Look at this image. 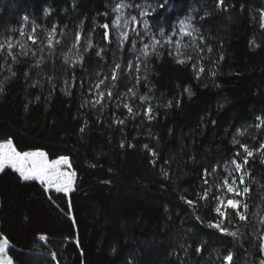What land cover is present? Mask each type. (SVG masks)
Instances as JSON below:
<instances>
[{
    "label": "trees",
    "instance_id": "16d2710c",
    "mask_svg": "<svg viewBox=\"0 0 264 264\" xmlns=\"http://www.w3.org/2000/svg\"><path fill=\"white\" fill-rule=\"evenodd\" d=\"M119 2L0 0V38L5 33L12 35L11 30L19 29L21 23L29 32L36 27L43 38L56 24V38L61 41L51 54L46 44L43 51L41 45L35 46V57H23L13 65L15 78L5 82L9 73L0 71L5 87L0 95V139L11 136L18 151L39 149L49 160L67 156L76 173L73 191L67 196L45 193L42 185L21 180L10 168L0 172V233L9 241L6 255L14 264H56L50 255L53 251L59 264H221L231 250L236 264H259L257 237L264 227L258 222L264 216V166L259 155L250 165L256 183L249 181L252 191L245 201L250 223L237 224L230 217L228 225L247 230L244 239L206 235L211 230L190 219V210L179 194L201 189L205 167L217 166L214 182L229 174L234 166L228 161L237 150L232 144L234 136L257 147L264 139V131L248 127L264 113V29L259 26L264 0H227V10L215 9V0H173L177 10L169 8L158 23L171 31L169 25L177 16H183L189 7L196 9L194 23L205 38V44H200L203 59L190 46L192 38L173 32L182 45H189L182 47L180 58L192 55V61L177 63L169 55L170 50L175 52L173 44L158 57L149 58L146 69L141 68L139 75L146 74L147 80L136 84L123 75L113 89L114 99L105 96L102 105L93 108L89 87L109 75L115 63L126 66L135 55L128 51L130 42L120 49L115 31L110 28V43L102 39L104 30L98 27L105 22L111 25L116 15L112 9ZM46 8L51 9L48 16L44 15ZM205 9L213 14L200 21ZM123 12L127 17L136 14L130 9ZM25 15L28 21L22 20ZM136 27L143 32L141 25ZM76 31L82 34L79 47H73ZM89 39L93 48L85 52ZM98 51L101 56L96 55ZM80 54L85 57L83 70L79 64L72 65ZM41 57L43 62L32 67ZM3 62L0 57V64ZM201 66L205 71L197 78ZM97 73L101 75L97 77ZM133 85L135 98L123 96ZM111 86L109 76L101 91ZM185 88L191 90V97ZM65 89L72 94L66 95ZM141 96L150 99L141 101ZM169 101L173 106L165 107ZM125 103L131 105L135 117L123 107ZM148 105L153 108L152 120L144 115ZM120 120L122 125L116 123ZM244 128H248L245 135H236ZM121 142L134 147L121 148ZM153 159L156 164L151 163ZM161 169L170 173L169 180ZM200 215L205 216L203 207ZM42 233L47 235L46 241L38 239ZM205 240L206 250L197 254L196 245ZM181 245L191 246L188 253Z\"/></svg>",
    "mask_w": 264,
    "mask_h": 264
},
{
    "label": "snow or ice",
    "instance_id": "6c2138e0",
    "mask_svg": "<svg viewBox=\"0 0 264 264\" xmlns=\"http://www.w3.org/2000/svg\"><path fill=\"white\" fill-rule=\"evenodd\" d=\"M215 9L227 10V0H215ZM171 8L172 11H176V5L173 0H144L142 3H136L135 0L131 2H126V0H121V2L116 3L115 7L112 9L113 12L117 13L114 19H111V25L108 22L98 25V27L104 30L103 40H107L111 43L110 28L115 31L116 43L118 48L125 49L126 42H130L132 45L131 49L128 51L134 52L135 55L132 60H128L126 66L117 62L115 63L110 71L109 75L104 76L103 79H98L95 84L89 87L88 91L92 94L93 99L91 101V106L93 108L96 105H102L105 96L108 100L114 99L113 89L117 86V81L122 78L123 75L127 74L130 79H135V83L139 84L141 80H147V75L143 77L139 75L141 68H147V60L153 56H159L161 51L165 48L171 49L173 44H175V52L169 51L170 56L176 57V62L179 64H185L193 60L192 55L184 56L180 58L182 54V47H189V45H182L180 40H176L175 36L172 34L175 32L177 35L192 38V44L190 45L195 52L196 56L203 59L200 53L203 48L200 44H205V38L200 32V27L194 23L196 16L193 15L196 9L189 7L183 16H177L175 20L169 25L171 31L166 29L165 26L160 25L158 21L160 18L168 12ZM123 9H130L135 12V15H129L128 18H124ZM51 14V9H45L44 15L48 16ZM212 11L207 9L204 10L203 15L199 16L200 21H204L206 18L212 16ZM105 16L108 13L104 14ZM23 21H28L29 17L27 15L23 16ZM136 25H141L143 32L139 30ZM202 26V25H201ZM259 26L264 29V10L259 12ZM156 29L153 31V29ZM12 35L4 34L3 38H0V57L3 59V63L0 64V71L7 70L9 76L5 77V82L9 79L15 78L17 72L13 70V65H18L21 58L27 57L29 55L35 57L37 55L35 51V46L41 45L40 50L43 51V45L46 44L49 54H51L55 45L61 43L57 37V25L52 24L51 28L46 31L45 37H41L37 34V28L32 27L31 31H27L21 23L19 29H12ZM130 33L133 35L130 36ZM147 38V42H145ZM82 39V34L76 31L74 34V44L73 47H79ZM199 41V44L197 43ZM30 42V44L28 43ZM141 45L137 47V44ZM207 46V45H206ZM93 48V41L89 39L87 41V47L84 49L85 52L88 49ZM209 52L212 51L210 46H207ZM103 51V50H101ZM101 51L96 52L97 56H101ZM223 59V56L220 57ZM11 63H8V61ZM44 60V57L35 61V65L32 67L39 66ZM85 57L83 54L78 55L77 59L72 61V65L79 64L81 70L84 67ZM67 64L68 61L65 60ZM195 67V64H193ZM205 69L201 66L199 71L196 73L197 78L203 73ZM133 73L135 75L133 76ZM25 77L28 76V72L25 71ZM101 74L97 73V77ZM212 76L216 75V72L211 73ZM110 79L112 81V86L107 88V91H101V86L105 85ZM76 74L73 70L72 81H76ZM51 80L52 78L49 77ZM81 85H83V80H81ZM36 85L34 84L33 87ZM135 85L132 88H128L127 92L123 96L127 97L131 94L132 98H135L136 93L134 91ZM66 95H71L67 89L64 90ZM189 97L193 95L190 89L185 88ZM5 93L4 82H0V95ZM36 99H40L39 96ZM141 101H147L150 99L148 96L139 97ZM82 104L81 107L86 106ZM180 101H176V105L179 106ZM120 105L118 104L117 107ZM172 101H169L165 107H172ZM123 107L128 110L130 116L135 117L137 115L133 112V109L129 103L123 104ZM27 108V105H25ZM144 115L148 120L154 119L153 108L151 105L145 110ZM86 123V122H85ZM118 124H123L124 121H116ZM215 123V121H213ZM249 128L254 127L255 129L264 131V113L257 115L255 117V123L248 126ZM81 133V138H83V133L85 132V127L82 126L79 129ZM248 132V128H244L242 131L238 130L236 135L243 136ZM253 139H256L253 136ZM232 144L237 146V150L233 153L230 161L232 166H234L227 176H224L219 182H214L217 178V166H212L211 169L205 167L202 172V183L201 189L195 193H186L181 191L179 194V199L187 205L190 210V219H193L199 224L204 225L207 229L211 230L206 235L215 236L219 234L221 236L229 237L235 240L244 239L249 234L247 230L241 231L239 227H229L228 225L232 223L233 218L237 224H248L250 223L249 204L246 199L250 196L252 187L249 181L256 183V180L251 175V163L256 159L257 155L260 157V164L264 166V139L258 141L257 146H250L246 142H240L236 137H233ZM134 147V145H125L121 142L120 147ZM148 151L151 152L153 157L157 156V153L150 149L148 145H144ZM191 159V158H190ZM69 163V158L67 156H59L57 159L49 160L48 154L44 151L36 149L34 151H18L14 140L11 136L7 138L0 139V172L5 169L10 168L15 173L19 175V178L23 181L36 180L39 181L43 186L44 192L47 193L50 189H54L56 193H68L73 191V186L75 182L76 173L74 171H64L62 165H67ZM152 164H156V160L151 161ZM95 167V164L90 165ZM69 167H71L69 165ZM111 171V169H110ZM161 174L164 176L165 180L170 179V173L161 169ZM217 193H226L227 195H218ZM191 197V198H190ZM51 200V196H49ZM54 202V201H53ZM205 216L200 215L201 208ZM69 211H71V204H69ZM255 215V214H253ZM259 224L264 226V216L259 217ZM73 223L75 221L73 220ZM195 227V225H194ZM191 231V230H189ZM38 239L40 241H46L48 239L46 234H38ZM8 238L0 233V264H14L11 257L6 255V248L8 246ZM79 247V240L76 241ZM208 241H201L195 247V252L197 254L202 253L207 248ZM191 246L181 245V250L184 253H188ZM257 247L258 253L261 256L259 264H264V227L258 230L257 237ZM52 260H57V253H50ZM16 264H19L17 261ZM221 264H236V254L227 250L226 255L223 256Z\"/></svg>",
    "mask_w": 264,
    "mask_h": 264
},
{
    "label": "rangeland",
    "instance_id": "374dc122",
    "mask_svg": "<svg viewBox=\"0 0 264 264\" xmlns=\"http://www.w3.org/2000/svg\"><path fill=\"white\" fill-rule=\"evenodd\" d=\"M123 10H124V9H123ZM116 15H117V13H116ZM116 15H115V16H116ZM124 18H128V17L124 15ZM178 36H180V35H178ZM33 151H34V150H33ZM69 165H70V163H68L67 165H62V169H63L64 171H73V170L71 169V167H69ZM33 181H36V180H33ZM36 182L40 184L39 181H36ZM40 185H41V184H40ZM49 191H54V192H55L54 189H50Z\"/></svg>",
    "mask_w": 264,
    "mask_h": 264
},
{
    "label": "water",
    "instance_id": "95a60500",
    "mask_svg": "<svg viewBox=\"0 0 264 264\" xmlns=\"http://www.w3.org/2000/svg\"><path fill=\"white\" fill-rule=\"evenodd\" d=\"M67 196H68V194H67Z\"/></svg>",
    "mask_w": 264,
    "mask_h": 264
}]
</instances>
